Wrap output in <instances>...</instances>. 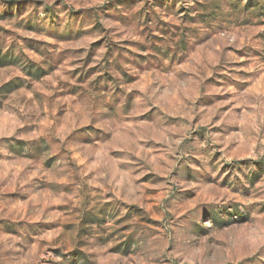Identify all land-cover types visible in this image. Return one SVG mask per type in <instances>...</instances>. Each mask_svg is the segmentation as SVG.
<instances>
[{"label":"rangeland","instance_id":"1","mask_svg":"<svg viewBox=\"0 0 264 264\" xmlns=\"http://www.w3.org/2000/svg\"><path fill=\"white\" fill-rule=\"evenodd\" d=\"M0 264H264V0H0Z\"/></svg>","mask_w":264,"mask_h":264}]
</instances>
